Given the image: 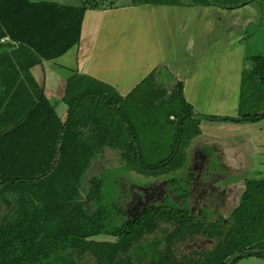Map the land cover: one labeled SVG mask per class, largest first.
Returning <instances> with one entry per match:
<instances>
[{"label":"trees","instance_id":"trees-1","mask_svg":"<svg viewBox=\"0 0 264 264\" xmlns=\"http://www.w3.org/2000/svg\"><path fill=\"white\" fill-rule=\"evenodd\" d=\"M149 1L157 0L133 2ZM86 5L0 0V39H9L0 42V264H226L229 259L228 264H237L247 257L264 261V178L244 180L236 206L215 219L151 205L126 220L121 201L129 191L123 187L107 202L103 171L92 174L81 192L85 172L104 147L117 149L129 172L156 177L177 171L185 160L177 155L179 134L193 116L181 81L170 91L146 81L145 111L149 95L154 96L156 112L162 97L167 102L178 97L184 114L172 129L157 124L156 114L147 130L157 134V140L143 141V132H137L131 119L117 113V105L112 108L131 94L115 96L113 103L102 86L74 76L66 81V118L57 117L30 68L40 59L62 55L78 41ZM252 63L264 85V56H254ZM165 117L176 119L172 113ZM151 151L156 162L149 161ZM197 236L211 245L189 252L192 256L178 249Z\"/></svg>","mask_w":264,"mask_h":264},{"label":"crops","instance_id":"crops-1","mask_svg":"<svg viewBox=\"0 0 264 264\" xmlns=\"http://www.w3.org/2000/svg\"><path fill=\"white\" fill-rule=\"evenodd\" d=\"M29 1L66 6L83 3ZM254 56H264V5L256 0H157L107 7L87 4L78 41L60 56L40 59L30 73L61 121L68 111L63 97L70 77L95 82L121 99L144 88L146 81L168 87V91L181 81L183 97L194 117H230V128H255L250 132L233 130L237 133L232 132L229 140L218 138L223 145L215 152L224 165L229 159L228 165L244 180H261L264 116L243 119L264 114V102L246 105L243 100L244 88L249 98L264 99V85L254 74ZM166 76L174 80L167 87L160 80ZM105 148L112 149L104 147L101 153ZM237 191L235 186L230 196L235 201L233 208Z\"/></svg>","mask_w":264,"mask_h":264},{"label":"rangeland","instance_id":"rangeland-1","mask_svg":"<svg viewBox=\"0 0 264 264\" xmlns=\"http://www.w3.org/2000/svg\"><path fill=\"white\" fill-rule=\"evenodd\" d=\"M133 1L134 0H82V2H87V4L90 5L106 7L130 3ZM243 1L244 0H237V2ZM256 1L260 5H264L263 0ZM160 80L164 82V86L166 87L174 83V80L167 76L165 78H161ZM166 89L169 90L168 87ZM246 91L247 90L244 88L243 100L246 102V105L250 103L264 102V99H257V96L255 95L252 96L253 98H249V96L246 94ZM106 93L107 98L110 99V102L114 103L115 94L110 90H106ZM146 94L147 93L144 91V89H140L139 91H136L135 93L128 96L126 99L118 100L116 104H113L112 108L114 109V105H117L116 112L120 115L126 114L129 119H131L132 123L136 125V129H138L137 132H143L142 135H140L141 140L153 142L157 140V134L149 132L147 128H149L148 125L155 123L154 120L156 114L158 115L157 124L165 126L163 127L164 129H172L177 127V122H179L181 115L184 114V110L178 97L172 102H167V97H162L159 103L162 105L159 106L160 112H156V106L153 105L154 96L149 95L148 101L151 102H149L150 104L148 106V110L145 111L144 107L146 105L144 104L143 99H145ZM170 113L175 116V121H168L166 119L165 116ZM146 114H149V116L153 117V119L150 117L147 119V117H145ZM230 125L233 124H230V121L227 119H200L198 117L192 116V119L183 123L182 133L179 134L181 139V151H179L177 155H179V157H185L184 162L177 171L156 177L142 176L134 172H129L122 165L123 162L120 160L119 152L117 150L105 148L102 153H99L95 156V158L92 159L91 165L85 172V175L81 181V192L84 193V190L87 186V180L92 174H99V171H103L105 174L103 177V197L105 200H107V202H112L116 196H119L123 187H125L126 190L129 191L130 189V191L132 190L133 192L131 198L128 197L121 201L122 208L127 213V220L131 219L130 213H128L130 211L128 210V207L131 203H135L134 207H138L140 205L138 208L155 204L161 208L169 207L182 212L192 211L193 214L202 213L201 210L203 209L205 210L206 214L211 215V204L209 201H212V199L208 197L207 201L202 203L204 205V208H202L200 207L202 204H198L197 202L199 200L197 195L198 192L200 193L199 197L202 194V188L200 187V184H206V182L210 180V175H212V178L215 180V182L221 184L220 187L222 189L220 188V191L227 195V202L225 203L226 205L222 209H219V211L214 208L212 213L216 215L220 214L219 212L224 213V210L229 212L232 210L233 204L235 203L234 198L231 199L230 196L235 186L238 187L237 193H241L244 186V176L238 174V172L233 169V166L228 165L229 159L225 161L227 165L221 163L219 156L215 152L217 148H220V145H223V143L218 142V138H225L226 140H229V135L232 132V135L237 133L233 130L250 132L255 129L253 127H248L247 125H241L237 127L233 126L230 128ZM140 126L146 128L141 130ZM184 147H186L185 150ZM182 150L184 151L182 152ZM162 155H164V153H160L159 157ZM149 158V161L152 162H156L158 160V157L155 156V152L153 151H151ZM200 164L201 167L204 168L202 171L199 168ZM207 165L208 168H206ZM117 176L120 178V183H118V180L116 179ZM197 181L202 182L198 185ZM162 182L165 184H162L164 186V191L161 193L159 186ZM135 197L137 202L134 200ZM98 238L107 239L108 236L100 235ZM210 245L211 241L204 240L197 236L195 239L187 240L185 243L181 242L178 245V249H180L182 252H187L189 256H192V254L189 252L200 250L202 247H209ZM195 256L197 255L195 254ZM180 262L181 263L178 264H189L183 261ZM237 264H264V261L258 259L257 257H247L243 258Z\"/></svg>","mask_w":264,"mask_h":264},{"label":"flooded vegetation","instance_id":"flooded-vegetation-1","mask_svg":"<svg viewBox=\"0 0 264 264\" xmlns=\"http://www.w3.org/2000/svg\"><path fill=\"white\" fill-rule=\"evenodd\" d=\"M199 168L201 169V171H202V169H204V168H202L201 166H199ZM196 169V168H195ZM196 174H198V173H196ZM155 177V176H154ZM198 182V185H199V183H201L202 181H197ZM196 182V183H197ZM163 184V182L161 183V185L159 186V189H160V192L162 193L163 191H164V184ZM201 186V188H202V190H201V196L199 197V195H200V193L198 192V195H197V198L199 199L197 202H198V204L200 203V204H202L204 201H207V198L209 197L210 199H212V201H209L210 202V211H211V215H208V214H206L205 213V210H201V212L202 213H198L197 214V216L200 214V215H204V216H207V217H212L213 219H215V214L214 213H212V211L214 210V208L216 209V210H218L219 211V209H222L226 204V202H227V195H225L224 193H222V191H220V185L221 184H218V183H216L215 182V180L212 178V175H210V180H208L207 182H206V184H200ZM196 187V186H195ZM194 187V188H195ZM198 189V188H197ZM222 189V188H221ZM129 195H128V197L129 198H131L132 197V194H133V192H132V190L130 191V189H129ZM134 198V197H133ZM170 198V197H169ZM203 199H205L203 202H200V201H202ZM209 199V200H210ZM229 199V198H228ZM135 202H137V199H136V197H135ZM135 204V203H134ZM134 204H129L130 206L128 207L129 209L128 210H130L128 213H130V216H131V218H133V217H135V216H137L142 210H144L145 208H147V207H149V206H151V205H148V206H145V207H140V208H138V207H134ZM209 204V203H208ZM152 205H155V204H152ZM200 207H202V208H204V205L202 204V205H200ZM207 207V206H206ZM124 212H125V214H126V220H127V213H126V211L124 210ZM131 212H133V213H131ZM190 212H192V211H190ZM216 215H220V214H216ZM218 218V217H217Z\"/></svg>","mask_w":264,"mask_h":264},{"label":"built area","instance_id":"built-area-1","mask_svg":"<svg viewBox=\"0 0 264 264\" xmlns=\"http://www.w3.org/2000/svg\"><path fill=\"white\" fill-rule=\"evenodd\" d=\"M0 42L1 43H7V42H9V39L7 37H3L0 39Z\"/></svg>","mask_w":264,"mask_h":264},{"label":"water","instance_id":"water-1","mask_svg":"<svg viewBox=\"0 0 264 264\" xmlns=\"http://www.w3.org/2000/svg\"><path fill=\"white\" fill-rule=\"evenodd\" d=\"M232 259H229L226 264H228Z\"/></svg>","mask_w":264,"mask_h":264}]
</instances>
